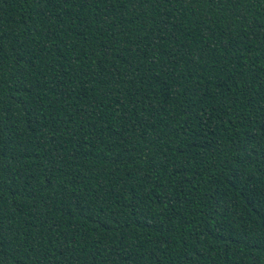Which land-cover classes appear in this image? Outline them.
I'll list each match as a JSON object with an SVG mask.
<instances>
[{
  "label": "trees",
  "instance_id": "1",
  "mask_svg": "<svg viewBox=\"0 0 264 264\" xmlns=\"http://www.w3.org/2000/svg\"><path fill=\"white\" fill-rule=\"evenodd\" d=\"M0 264H264V0H0Z\"/></svg>",
  "mask_w": 264,
  "mask_h": 264
}]
</instances>
